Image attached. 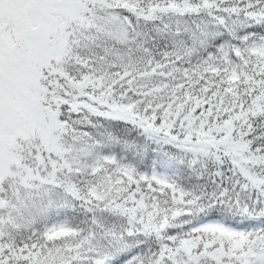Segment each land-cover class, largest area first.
Segmentation results:
<instances>
[{"label": "trees", "instance_id": "1", "mask_svg": "<svg viewBox=\"0 0 264 264\" xmlns=\"http://www.w3.org/2000/svg\"><path fill=\"white\" fill-rule=\"evenodd\" d=\"M75 4L83 27L63 20L68 41L30 71L24 98L59 123L36 130L21 115L32 138L6 181L0 264H228L226 243L181 249L204 220L262 240L260 260L229 263L264 264V0ZM94 13L133 31L100 33ZM4 69L30 81L26 66ZM58 221L78 235L47 237Z\"/></svg>", "mask_w": 264, "mask_h": 264}, {"label": "rangeland", "instance_id": "2", "mask_svg": "<svg viewBox=\"0 0 264 264\" xmlns=\"http://www.w3.org/2000/svg\"><path fill=\"white\" fill-rule=\"evenodd\" d=\"M76 1L0 0V180L8 175L14 177L17 171L22 172L24 169L22 156L16 154L17 142L29 140L32 138V133L24 119L17 116L19 113L22 115L26 113L31 118L36 130L48 129L53 122L59 123L58 110L54 109L52 105L47 109L46 107L40 108L37 103L30 100L31 98L25 99L24 93L31 92L33 77L30 71L34 62L39 65V56L42 54L54 55V47L64 40L68 41L67 25H62V21H67V17L75 19L76 23L80 20L75 25L77 28L83 27L82 23L87 21L84 11L75 4ZM90 24L98 31L122 39L128 37V34L133 31L130 19H122L113 14L94 13ZM59 47L63 48V45H59ZM30 63L31 67H29ZM21 66H26V70L31 75L30 81L26 82L28 84L25 87H20L18 83V79L21 77L20 73L18 74L20 77L7 76L9 71L4 69L20 70ZM8 77L12 79L8 81ZM14 111H17L18 114H13ZM38 120L42 123H39ZM153 179L157 185H160L166 181V176L155 174ZM193 232H197L193 233L196 234L195 236L187 235L182 240L181 249L188 255L195 254L193 251H195L196 243L202 240L205 247L214 241L226 243L229 251L227 250L228 253L224 257L228 264L232 262L244 263V261L250 263L261 259L262 244L260 242L262 240L249 239V233L242 229L224 227L216 222H206ZM48 234L51 239H63L65 236L76 234V232L67 229L65 222H58L49 227ZM217 254L223 256L222 253H210L208 256ZM201 258L204 260L206 257ZM230 260L231 263H229ZM127 262L128 260L123 264H127ZM184 262L180 263L187 264Z\"/></svg>", "mask_w": 264, "mask_h": 264}]
</instances>
